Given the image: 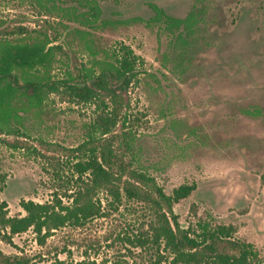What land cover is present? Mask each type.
I'll return each instance as SVG.
<instances>
[{
  "label": "rangeland",
  "instance_id": "obj_1",
  "mask_svg": "<svg viewBox=\"0 0 264 264\" xmlns=\"http://www.w3.org/2000/svg\"><path fill=\"white\" fill-rule=\"evenodd\" d=\"M88 1L100 8L91 26L46 16L35 0H0V38L17 27L32 32L9 39L47 31L51 45L62 46L49 68L53 78L96 66L120 44L129 46L143 64L129 89L128 120L117 132L126 135L134 167L167 194L196 184L174 207L180 224L233 226L235 237L252 243L264 260V0ZM151 5L173 18L193 14L190 31L151 22ZM94 116V106L51 95L24 115L23 126L15 125L27 138L3 136L25 143L17 150L0 145V201L10 216H25L22 200L44 204L57 195L70 203L75 176L67 149L88 139ZM102 205L103 216L68 225L43 243L29 230L14 236L13 245H0L28 264H151L152 252L128 241L147 229L140 206L115 207L107 198Z\"/></svg>",
  "mask_w": 264,
  "mask_h": 264
},
{
  "label": "trees",
  "instance_id": "obj_2",
  "mask_svg": "<svg viewBox=\"0 0 264 264\" xmlns=\"http://www.w3.org/2000/svg\"><path fill=\"white\" fill-rule=\"evenodd\" d=\"M35 1L46 16L56 13L84 26L93 25L100 15V8L88 0ZM151 7L155 13L151 22L164 23L168 30L183 27L190 31L193 14L179 19ZM4 32L0 38V145L24 149V141L11 143L3 136L16 133L27 138L15 125L23 126L24 115L40 109L51 95L71 104L94 106L95 116L88 139L67 149L75 176L70 203L64 204L57 195L44 204L22 200L25 216L12 217L8 204L0 201V241L13 245L14 236L33 230L43 243L68 225L81 226L103 216V198H107L115 207L126 201L140 206L147 229L128 241L141 251H151V264H264L252 243L235 237L233 226L198 222L196 227L185 228L180 224L174 207L196 190V184H182L167 194L154 177L134 167L125 147L126 135L117 132L128 120L129 89L138 82L143 64L129 46L120 44L108 60L96 66L83 65L76 72L68 70L64 78H53L49 68L62 46L51 45L47 31L18 41L9 36L32 31L17 27ZM0 264L28 263L23 256L6 254L0 245Z\"/></svg>",
  "mask_w": 264,
  "mask_h": 264
}]
</instances>
